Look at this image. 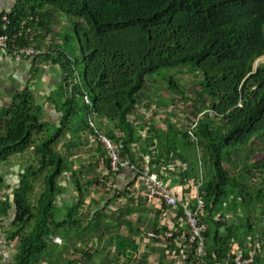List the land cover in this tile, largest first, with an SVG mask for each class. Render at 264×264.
I'll return each instance as SVG.
<instances>
[{"label": "trees", "instance_id": "16d2710c", "mask_svg": "<svg viewBox=\"0 0 264 264\" xmlns=\"http://www.w3.org/2000/svg\"><path fill=\"white\" fill-rule=\"evenodd\" d=\"M58 14L67 16L73 25L83 69L79 71L77 58L63 51L55 58L50 57L52 54L45 57L61 64L69 72L70 80L72 73L82 74L94 105L92 112L97 128L118 144L122 156L132 159V145L140 140L130 118L137 120L140 105L148 104L147 77L161 69L182 65H191L193 70L201 72V92L209 105H204L200 113L211 111L220 118L216 121L204 113L197 126L200 146L208 156L212 171V178L200 188L205 203L203 222L208 225L204 233L206 260L215 264L216 260L229 259L233 243L244 246L248 237L258 231L254 215L260 205L256 204H264V189L250 191L252 183L246 179L256 178L251 170L246 171L248 178H245V173L234 176L224 166L233 152L253 138L264 136V61L256 68V62L264 56V0H18L12 13L0 15V31L8 17L10 31L19 36L17 43L27 47L35 32H49V24ZM70 40L66 38V42ZM166 84L181 91L173 76H169ZM80 94L78 85L63 103L65 95L59 93L64 114L60 127L39 117L41 107L36 106L34 91L28 86L15 92L10 105L0 112V165L30 148L38 160V166L31 165L20 172L21 183L16 188L6 180L10 173H0V195L4 193L0 197L3 229L16 208L14 221L4 231L7 244L16 251L12 264H74L66 262L65 251L56 247L53 237L71 240L76 237V231L88 229L80 221L86 206L80 180L81 194L75 198L74 205L60 208L57 204L58 195L65 192L60 186L61 178L71 172L73 158L72 150L65 149L64 153L58 145L68 133L90 131L96 135L89 122L90 107L83 104ZM58 96L50 101L58 104ZM158 99L163 102L161 96ZM80 110L85 112V117L78 120ZM143 121L151 127L146 119ZM108 123H113L122 136L112 135L106 127ZM166 128L161 138V132L152 126L144 144L149 147L159 142L162 157L179 149L175 147L180 135L183 148L195 145L188 131L179 132L172 123ZM45 132L43 138L35 141V137ZM96 143L104 151L109 167L106 151L98 140ZM255 168L264 173V165ZM41 176L44 190L33 206L31 193ZM231 196L234 197L232 204ZM226 205L230 211L224 209ZM179 209L178 216L184 217L185 212L180 206ZM229 212L241 214L240 225L235 219L234 222L214 220L216 215L224 218ZM99 215V221L102 216L108 217L103 212ZM100 225L93 224L89 230L96 231ZM165 232L163 229L157 233L165 235ZM173 240H167L169 245ZM117 251L119 256L137 253H128L123 238ZM82 253L91 257L87 251ZM230 264H236L235 255ZM253 264H264V257L259 255Z\"/></svg>", "mask_w": 264, "mask_h": 264}, {"label": "crops", "instance_id": "0c3cea01", "mask_svg": "<svg viewBox=\"0 0 264 264\" xmlns=\"http://www.w3.org/2000/svg\"><path fill=\"white\" fill-rule=\"evenodd\" d=\"M17 4L18 0H0V15L12 13ZM6 18L8 19L9 23L6 22L2 28V31L0 32L8 34L12 38H15L16 36L19 37L15 33L12 34L9 29V18ZM5 26L8 28L6 32H4ZM50 31H52L50 28L49 32L39 30L38 32H35L34 36L31 35L29 39L30 46H27V49L40 51V54L38 55L15 56L10 52L7 53L0 50V69L6 67L8 76L11 78V80H16L18 82L20 81V78L24 80V82L20 81V83L23 84V87L15 89V92L24 89L27 86L34 91L36 106L41 107L39 117L50 125H56L58 127L62 125V118L64 114L62 113L63 110L60 105V99L58 96L59 93L61 95H65L62 101L65 103L67 98L74 94L77 86L79 85L81 88L80 97L82 98V102L86 106L90 107L89 122L91 126L92 123L95 124V127H92L96 130V135L91 134L90 131H81L76 134L68 133L62 139L61 145L64 146V149L67 148L73 151L76 149L74 147L80 146V138H87L88 144L95 155L96 162L98 166H100V168H96L94 164L93 166H89V168L93 171L96 170V172L98 171L102 173L97 175L96 182L88 181L86 184L81 182V185L83 186H81V191L83 195L86 196V206L80 216V221L88 229L76 231V237H74L75 239L71 240L54 236L53 241L57 244L56 247H58V249L61 251H65V253L68 250V252L73 254L70 263L73 262L74 264H108L109 262L117 264L119 261V264H123L122 261L124 263L126 262L127 264H146L144 259L151 257V255H161L159 264H209L206 260L207 251L205 258H200L196 252L193 254L191 252H181L180 248L178 247V243L181 244L191 236V230L187 224L186 214L184 217L178 216V210H180L179 206L185 212L183 203H187L188 210H192L194 212L197 210L199 204L202 203L203 209L199 212V224L204 225L206 230L208 226L207 223L205 224L203 222L205 203L204 198L200 193V188L206 181H209L212 178V171L208 156L200 146L201 144L197 132L199 120L194 124L195 129H189L190 127H181L172 120L165 124L164 122H161L162 118H164V115L161 114V112H157L159 114L158 116L149 118V113L147 111L149 109L152 110V107L144 109L143 105H140L141 110L139 109V112L136 115L137 120H135L134 117L130 118V120L134 123L136 137L140 138L138 143H134L132 145L134 149L132 152V160L135 163L148 164L152 173L159 175L166 181L178 202V205L175 208L169 207L164 202L160 201L159 198L149 195L144 191V188L138 180V174L134 173L130 169H125L120 173L115 174L110 171V166H106L107 158L105 157L106 155L103 154L104 151H102L100 146L97 145L98 143H96V136L98 133L105 137L107 136L105 135L104 131H100L97 128L95 121L96 119L94 118L92 112L94 105L90 93L87 92L84 87L82 74L74 69L76 72L72 73V79L70 80L69 72H65L61 64L54 63L52 59L45 57V55L52 54L50 57L55 58L58 52L63 51L73 58V55L64 49L65 43L63 38H59L60 41L58 42V39L53 36V31L52 33H50ZM263 58L264 56L256 62V68ZM32 73L33 77H31ZM62 87L65 88L64 93L62 92ZM15 92L13 94H15ZM56 95L58 96V104H56V101H50V99ZM87 95L90 98L91 104H88L86 101ZM201 95L205 97L202 92ZM156 108H160L159 104L153 106V109ZM167 115L173 117V114L168 113ZM211 116L214 118V120L220 121V118L216 116L215 112H212ZM144 119L148 121L151 127L154 125L157 127L158 131L161 132L159 133L161 138L165 136L168 123H172L174 128L178 129L179 132L188 131L190 133V139L195 143V145L189 148H183V136L180 135L178 136V143L175 147L179 149L176 152H166L162 157L161 150L158 146L159 142H156V144H153L149 147L146 146L147 144H144V139H147L149 137V132H151V127H149L145 121H143ZM184 122H186L185 119ZM106 127L109 128L112 135H115L116 137L122 136L123 134L119 129L116 128V126H114L113 123L106 124ZM45 134L46 132L38 138H43ZM73 139H76L75 143H69L70 140ZM233 159L234 152L229 158L227 157L226 161H233ZM205 165L208 166L207 175L209 177L207 179L205 177L204 170L202 171V168H204ZM257 165H264V161L257 162L252 167H248L236 175L238 176L245 173V178H248L246 171H252V174L256 176V178L246 179L252 183V187L250 189L252 193H256L260 188L264 189V173L255 168ZM224 166L227 168V164H224ZM70 168L71 172L66 173L64 175L65 178L61 179L60 181V186L62 188L64 187L65 189L64 193H61L60 196L58 195L57 204L60 208H64L65 206L72 207L74 205L75 198L79 197V194H81V191L78 188L80 186L78 181H81L82 178H89L87 173L90 171V169L86 170L82 167V170H80L75 168L72 163H70ZM14 170L16 169L13 168V171ZM76 171L79 173L77 172V175L74 176ZM6 180L9 185L11 180L15 181L13 172H10ZM255 182H262V187H257L254 189L253 184ZM90 183L93 184L90 186ZM16 184L17 185L14 188L20 185L18 183ZM13 190L14 189L10 190V193L13 192ZM3 194L1 193L0 197ZM96 194L99 196L105 194L106 197L102 198V200L100 198V203H97ZM232 196L230 197L231 200L229 198L231 204L234 201V197ZM91 204H94L95 206L96 204H99V207L93 208L91 207ZM256 205H260L258 207V212L260 211L261 207L264 209V204L257 203ZM14 209V216H16V208ZM224 209L229 210V206L226 205V208ZM102 212L108 217L106 219L104 216H102V220L99 221V213ZM258 212L256 215H254L255 218H257L258 224L256 227H258V231H255L254 236L248 237L246 244H244L246 247L243 249L245 255L255 254V260L259 255L264 257V232L260 231L259 229V224L264 222V220H261L259 216L261 213L258 214ZM240 215L241 214L229 212L226 214V216L223 214L224 218L221 217V215H216L214 220L234 222L235 219V222L240 225L241 221L238 217ZM130 216L131 219L128 218ZM96 223L101 224L99 229L96 230V232H99V234L97 233V246L99 245V240L102 241V248L104 247V250L97 251V253L94 254V251L90 247L95 248L93 238L95 231L89 230V228H91L93 224L95 225ZM3 224V221L0 219V262L3 264H11L14 262L10 261H15L16 255H14L12 250V248L14 249V246L11 247L6 243L7 241L5 242L7 237L5 239L3 238V236H5L3 232ZM7 224H9V221H5V225ZM163 229H166L165 235L167 232H175V239L172 243H170V245L168 243L169 246L166 249L164 248L163 241L153 239L155 237L152 236V234H155L158 237L165 236L157 233ZM221 234L223 235V229L221 230ZM77 237L85 239H77ZM121 238L125 240L128 253L132 251L137 253L131 254L130 256H119L117 245L121 243ZM204 240L206 244L205 236ZM66 245L68 248H65ZM83 251L90 253L91 257H85L82 253ZM99 254L102 255V258L99 256V259H97L96 257ZM228 254L229 259L221 262L216 260L215 264H230L231 259L234 261L235 250L231 249ZM237 260L238 259L235 256L236 264H238Z\"/></svg>", "mask_w": 264, "mask_h": 264}, {"label": "rangeland", "instance_id": "374dc122", "mask_svg": "<svg viewBox=\"0 0 264 264\" xmlns=\"http://www.w3.org/2000/svg\"><path fill=\"white\" fill-rule=\"evenodd\" d=\"M49 27L50 29H52L54 33L53 36H55L58 39V42L60 41L59 38H63V41L65 43L64 49L70 52L73 55V57L79 60L78 68L79 71H81L83 69L81 48H80V44L76 39L73 25L69 21L68 17L65 15L58 14L55 17V19L52 22H50ZM52 31H50V33H52ZM67 37L71 38V40L68 42H66ZM262 61H264V58ZM169 76H173L174 80L181 87L180 92L176 91L175 89H171L166 84ZM201 79H202V74L199 73V71L197 70H193L191 65L188 66L182 65L174 69H161L160 71L149 75L147 77L148 87L147 90L145 91V93H147L148 91L149 94V96L146 97L147 99L146 103L148 104L144 106V109L145 108L148 109V107H152V110L149 109L147 111L149 113L148 117L149 118L156 117L159 115L158 113L161 112V114L164 115V118H162L161 122H164L166 124L167 122L172 120L173 122L175 121L177 124H179L181 127H186V128L190 127L189 129H195L194 124L197 123V121L200 120L201 117H204L203 115L204 113H209L210 116L212 115V112L209 111H205L204 113L200 114L201 110L203 111L205 109L203 106L209 105V103H207V99L201 95V86H200V83H202ZM20 81L24 82L22 78H20ZM20 81L18 82L16 80H11V78L8 76L6 67L0 69V112L1 113L5 109H7V107L10 105L12 95L15 92V89L23 87V84L20 83ZM160 96L162 97L163 102L159 101L158 97ZM156 104H159L160 108L153 109V106H155ZM168 113L173 114V117L167 115ZM84 117H85V112L83 110H80L77 119L81 120ZM94 118L96 119V116H94ZM184 119L186 120V122H184ZM97 127L99 128L98 124ZM37 139L38 137H35V141ZM80 140H81L80 146L74 147L76 149H74L75 151L73 150L74 158L71 161L73 166L80 170H82L81 169L82 167L87 170L90 169L89 166H93L95 164L96 168H100V166H98L96 162L93 150L90 148L88 144L87 138H80ZM75 141L76 139H73L70 140L69 143L74 144ZM63 147L64 146H62L61 144L60 146H58L59 149L65 152V149L67 148L64 149ZM262 161H264V136L255 137L250 143L247 144V146L242 147L239 151H235L233 161H226V164L230 173L235 176L238 173L245 170L246 168L252 167L255 163ZM31 165L38 166V160L35 156V151L33 148L28 149L25 154L14 155L13 157H11V160L9 162L0 165V173L13 172L15 178H20L19 175L20 172H24L25 171L24 168H28ZM13 168L16 170L13 171ZM207 169H208L207 165H205V167L202 168V171L204 170L205 172L206 179L209 177L207 175ZM100 173L102 172H98V171L96 172V170L93 171L92 169H90V171L87 173V176H89V178L87 179L82 178L81 182L84 184H86L88 181L96 182L97 175H100ZM64 178L65 176H63L61 179ZM10 185L15 187L17 184L15 181L11 180ZM253 187L254 189L257 187H262V182H255L253 184ZM43 190H44V183H43V178L41 176L36 181L34 190L31 193V204L33 206L37 205L38 198L43 192ZM104 197H106L105 194H102L101 196L97 195V200H96L97 203H100V198L102 200V198ZM91 207L98 208L99 204H96V206L94 204H91ZM260 213L261 215L259 216L261 220H264L263 218L264 209L262 207L258 212V214ZM12 214H13L12 219L9 220V224L5 225L4 231L10 228L9 225L15 219L14 216L15 213L13 212ZM126 215H131V214H126ZM128 218L131 219V216ZM259 229L260 231L264 232V222L259 224ZM6 237H7L6 235L3 236L4 239ZM93 238H94L95 248L94 247H90V248L94 251V254L97 253V251L104 250V247L102 248V241H100L99 239H98L99 245L97 246L96 231L94 232ZM6 241L7 240L5 239V242ZM12 250L14 252V255H16V251H14L13 248ZM72 256L73 254H71L67 250L65 253L66 262L71 261ZM99 256L102 258V255L100 254L96 258L99 259ZM160 259H161V255H155V256L151 255V257L149 258H145L144 261L146 262V264H159ZM10 262H14V260ZM119 263L120 261L117 264ZM122 263L127 264L126 262L124 263L123 261ZM108 264H116V263L109 262Z\"/></svg>", "mask_w": 264, "mask_h": 264}, {"label": "built area", "instance_id": "2783aa9c", "mask_svg": "<svg viewBox=\"0 0 264 264\" xmlns=\"http://www.w3.org/2000/svg\"><path fill=\"white\" fill-rule=\"evenodd\" d=\"M5 22L9 23L7 18H5ZM7 30L8 28L5 26L4 32ZM17 39V36L12 38L8 34L0 32V50H5V52H10L15 56H34L40 54V51L27 49V47H20L17 43ZM86 101L88 104H91L88 95L86 96ZM92 126L95 127V124L92 123ZM96 139L101 143L102 148L106 151L110 161V171L112 173L117 174L125 169H130L134 173L138 174V180L147 194L159 198L160 201L164 202L169 207L175 208L178 205L175 195L172 193L166 181L159 175L152 173L148 164L135 163L131 158L122 156L118 144L100 133L97 134ZM183 208L187 216V224L191 230V236L181 244L178 243V247L181 252L192 253L194 250L200 258H205L206 244L204 240V233L206 231V227L199 224V212L203 209V205L200 203L195 212L188 210L187 203H183ZM152 236L155 237L154 234H152ZM169 238L174 239L175 234L173 232L167 233L166 239ZM253 262V257L243 258L242 255H240L237 260L238 264H251Z\"/></svg>", "mask_w": 264, "mask_h": 264}, {"label": "clouds", "instance_id": "9594fccd", "mask_svg": "<svg viewBox=\"0 0 264 264\" xmlns=\"http://www.w3.org/2000/svg\"><path fill=\"white\" fill-rule=\"evenodd\" d=\"M167 233H169V232H167ZM166 233V234H167ZM174 234H175V232H173ZM155 235V234H154ZM152 238V237H151ZM153 239H157V240H161V241H163V243H164V248L166 249L167 247H168V239H166V235L165 236H163V237H158L157 235H155V238H153ZM169 239H171V238H169ZM175 239V238H174ZM235 247V248H234ZM246 246H241V245H239L238 243H235L234 244V246H233V250H235V256L237 257V259H238V257L240 256V255H242V257L243 258H252L253 257V259H254V261H255V254L254 255H245V253L243 252V249L245 248ZM254 263V262H253ZM253 263H251V264H253Z\"/></svg>", "mask_w": 264, "mask_h": 264}, {"label": "water", "instance_id": "95a60500", "mask_svg": "<svg viewBox=\"0 0 264 264\" xmlns=\"http://www.w3.org/2000/svg\"><path fill=\"white\" fill-rule=\"evenodd\" d=\"M15 182L20 184L21 183V179L20 178H15ZM13 204L15 206V198H14V196H13Z\"/></svg>", "mask_w": 264, "mask_h": 264}, {"label": "bare ground", "instance_id": "6f19581e", "mask_svg": "<svg viewBox=\"0 0 264 264\" xmlns=\"http://www.w3.org/2000/svg\"><path fill=\"white\" fill-rule=\"evenodd\" d=\"M2 51H4L5 52V50H2ZM109 159V158H108ZM12 264V263H11Z\"/></svg>", "mask_w": 264, "mask_h": 264}]
</instances>
